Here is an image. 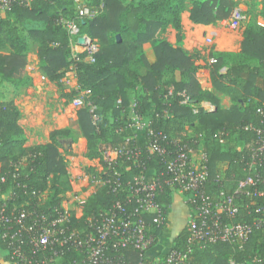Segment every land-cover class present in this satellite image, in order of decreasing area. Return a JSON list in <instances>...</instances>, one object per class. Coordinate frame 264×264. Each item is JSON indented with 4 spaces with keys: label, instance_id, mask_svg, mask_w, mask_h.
Returning a JSON list of instances; mask_svg holds the SVG:
<instances>
[{
    "label": "trees",
    "instance_id": "obj_1",
    "mask_svg": "<svg viewBox=\"0 0 264 264\" xmlns=\"http://www.w3.org/2000/svg\"><path fill=\"white\" fill-rule=\"evenodd\" d=\"M236 6L237 0H89V12L97 13L90 16L88 12L76 18L73 0H31L28 6H15L0 14V81L9 83L13 89L30 84L24 68L31 46H36L38 70L49 81H58L65 69L73 65L76 92L89 91L88 100L95 106L93 112L88 105L78 112L80 133L86 140L84 157L97 159L103 167L107 165L101 151L131 144L124 141L116 125L123 122L120 115L128 111L129 91L137 90L140 106L135 110L151 118V128L163 132L165 140L160 142L161 146L173 153L186 142L193 149L204 151L208 158L207 191L224 190L232 194L237 182L253 172L249 167L258 146L257 131L264 129V26L248 21L242 25L238 30L242 37L240 49L236 52L211 47L202 54L189 53L179 44L183 38L180 21L183 11H188L192 23L208 25L228 19ZM259 14L264 20V0L260 1ZM60 17L74 18L80 33L95 40L93 61L85 60L83 53L78 60L71 57L69 36L58 22ZM31 22L42 26H31ZM167 27L176 31V46L161 36ZM146 43L152 59L143 48ZM224 66L227 70L221 72ZM200 70L208 72L213 90L204 89L199 83ZM183 89L191 104L205 100L215 108L193 113L190 105L179 104L177 92ZM169 90L174 94L166 98ZM218 93L229 97V107L222 106ZM164 109L169 116L162 117ZM96 113L99 117L94 119ZM19 119L20 111L14 100L0 99V175L5 176L0 182V192L13 195L8 199V210L15 207L51 213L60 206L66 188H70L67 183L66 186L59 183L60 176L67 174L66 156L70 153V146L64 148L60 140L73 139V131L55 129L49 133V142L27 146ZM146 142L143 136L135 142L142 150L141 167L158 171L162 167L161 158L148 154ZM125 165L128 164L125 162L119 170ZM141 167L129 164L123 172V181L138 174ZM254 167L263 183L260 187L264 188V164ZM90 172L94 173V169ZM50 176L55 178L53 184H49ZM169 194L170 190L164 187L157 196L164 210L162 202H169ZM123 198L122 193L99 187L86 200L83 215L72 222L83 227L89 214L106 210L116 199ZM236 198L240 211L233 221L250 223L252 233L239 243L214 242L195 249L191 264H229V260L264 264V224L258 226L253 221L260 216L254 209L264 207V195L240 194ZM144 219L148 232L155 238L164 226L152 224L151 215H145ZM186 238L184 228L172 247L183 248ZM4 247L0 240V248ZM119 250L129 264L144 260L132 246ZM114 253L111 248L106 251L108 255ZM70 258L77 256L71 252Z\"/></svg>",
    "mask_w": 264,
    "mask_h": 264
},
{
    "label": "built area",
    "instance_id": "obj_2",
    "mask_svg": "<svg viewBox=\"0 0 264 264\" xmlns=\"http://www.w3.org/2000/svg\"><path fill=\"white\" fill-rule=\"evenodd\" d=\"M88 1L73 0L76 18L84 13L88 14ZM30 2L31 0H0V14L15 6H28ZM102 5L100 2L99 9ZM95 13L97 11L91 10L89 15ZM247 20L243 9L236 6L228 18L229 27L239 29ZM58 22L68 33L71 57L78 60L79 54L83 53L84 59L93 61L95 40L80 33L74 18L60 17ZM226 70L225 66L220 69L221 72ZM173 94L169 90L165 96L167 98ZM177 95L180 97L179 104L190 105L193 113L200 109L212 111L215 108L205 100L198 105L191 104L185 89L177 92ZM77 103L83 104L81 100ZM84 105L89 106L90 112L95 109L91 103ZM129 111L131 114L118 132L123 135L125 142L131 144L101 151L102 160L107 167L100 166L94 173L84 176L85 186L79 191H73L70 199L62 200L60 206L52 209L51 213L17 210L15 207L8 210L7 202L13 195L0 192V240L5 244L3 251L9 264H129L123 260L119 248L132 246L143 255L154 240L148 232L144 216L151 215L152 224L156 227L165 225V210L157 201V196L164 187L179 190L188 196L191 212L185 226L187 238L183 248L171 247L162 257L154 259L152 264H191L190 258L195 249L214 242L239 243L252 233L250 223L233 220L240 211L236 202L237 195H264V188L260 187L262 180L254 173L256 164H264V129L257 131L258 146L251 156L249 167V170H253L252 174L240 179L232 194L220 190L218 196H213L205 187L208 181L206 153L193 149L186 142L176 147L173 153L168 151L160 144L165 140V135L161 130L151 128V118L138 114L130 105ZM168 115L169 112L164 109L162 117ZM142 136L147 140L145 148L148 154L161 158L162 167L158 171L141 167L143 164L139 156L142 150L135 142ZM125 162L128 165L122 171L119 170ZM129 164L141 167V170L124 182L123 172L128 170ZM4 180L5 176L0 175V182ZM99 187H105L113 193H122L124 198L116 199L106 210L89 214L83 227L73 224L72 219H79L83 215L86 200ZM83 189L88 192L80 195ZM127 204L132 207L128 208ZM254 213L260 215L254 218V223L258 226L264 224V207L257 206ZM110 248L116 253L106 254ZM71 252L77 258H70ZM229 264L247 263L229 260Z\"/></svg>",
    "mask_w": 264,
    "mask_h": 264
},
{
    "label": "rangeland",
    "instance_id": "obj_3",
    "mask_svg": "<svg viewBox=\"0 0 264 264\" xmlns=\"http://www.w3.org/2000/svg\"><path fill=\"white\" fill-rule=\"evenodd\" d=\"M260 1L261 0H237L238 6H241L243 11L246 13L248 22L257 26H264V20L259 14ZM180 19L183 38L179 45L184 51L189 53L199 51L202 54L207 52L211 47L214 50H217L213 43H208L210 39L206 38L205 34L207 33H204L205 41L207 42L203 49H195L191 51L187 49L185 47L187 28L181 16ZM232 31H238V29L230 28L228 19H226L225 24L219 29V32H217V30H212L209 32L211 35L212 33L215 35L219 33L220 39L223 42H232L230 36L227 34ZM161 36L166 38L172 45H177L176 31L173 28L167 27L166 31ZM199 36L200 35H195L194 40L199 41ZM192 38L193 35L189 38V40ZM148 45V43L144 44L146 47H148ZM144 46L143 48H145ZM145 51L147 52V55L152 57V52L149 47L145 48ZM38 64L39 61L36 54V46H31L26 55V65L24 68V72H28V74H26L30 78V84L19 89H13L12 85L9 83L0 81V99L12 98L15 105L20 107L18 108L20 111L19 120L22 122L23 127L26 128L25 130L28 133L26 136L28 137L27 140L30 137H33V140L36 141L35 138H38L39 143L42 144V142L46 140L45 138L47 133L49 137V133L52 130L70 128L73 131V139L60 140L62 144H65V148L70 146V153L66 156L67 174L66 176H60L59 178V183H62L64 186H66L65 183H67L69 184L68 186H70V188H66V191L62 194L63 200H69L70 194L73 191H79L81 187L85 186L84 176L91 173L90 169L92 168L95 170L100 167L97 159H86L84 157L85 152H82L84 150V141L81 139L82 137L78 122V112L83 108L82 105H84V103H92L90 100H88L90 93L87 90H80L79 92H76L78 90V85L75 79L73 65H69V67L65 69L63 76L58 81H49L38 70ZM197 77L199 83H201V86L204 89H208V86L211 83L208 72H203L200 70L197 72ZM210 89L213 90L212 87ZM64 93L72 94V96L67 97L64 95ZM219 94L221 93H218V95ZM129 97L130 106L134 108L140 106V101L138 100L139 93L137 90L129 91ZM78 100H81L83 104L79 105L77 103ZM221 101L223 102V98ZM116 103H118V100ZM223 103L225 104V102ZM130 114L131 112L129 111L128 107V111L125 114L120 115L123 122ZM96 117H99L97 113L93 116V118L95 119ZM123 122L116 125L117 131L122 127ZM54 180L55 178L50 176L49 184H53ZM86 192H88V190L83 189L80 195H84Z\"/></svg>",
    "mask_w": 264,
    "mask_h": 264
},
{
    "label": "crops",
    "instance_id": "obj_4",
    "mask_svg": "<svg viewBox=\"0 0 264 264\" xmlns=\"http://www.w3.org/2000/svg\"><path fill=\"white\" fill-rule=\"evenodd\" d=\"M239 7L241 8V6ZM188 16H189L188 11H185L181 14L182 20L187 28V31H186L187 38L185 42V47L189 49L190 51L195 50V49H203V47L206 45V42H207L205 41V35H206V38L210 39L208 43H213L218 51L236 52L240 49V42H241L242 37L239 34V31H232V32L227 33L230 36L232 42H226V41L223 42L220 39L219 33H217L216 35L212 33L211 35L209 32L212 30H217V32H219V29L223 27L226 20H219L215 24L204 25V24L191 23ZM29 24L35 27L42 26V23H38L37 25L31 22ZM204 33H207V34L204 35ZM192 35H193V38L189 40V38ZM195 35H200L199 41L194 40ZM144 47L148 48L149 45L148 47L146 46ZM148 58L152 59L153 56L150 57L148 55ZM26 73L28 74L27 71ZM26 73L25 75L28 76ZM211 87L212 85L210 83L208 86V89H210ZM219 97H220V100H222L223 98V102H225L224 104L221 101L222 106L225 108L229 107L230 105L229 97L226 95H222V94H219ZM20 122L21 121L19 120V124L23 127L22 122L21 123ZM23 128L24 130L26 129L25 127ZM25 134L26 136L28 135L26 130H25ZM45 139L46 140L43 139L44 141L42 140L43 141L42 144L49 142L48 133ZM81 139H83L84 141V150L82 152H85L86 140L83 137ZM35 140L36 141L33 140V137H30L27 140L26 145L29 146V145H34V144H41L39 143L38 138L37 139L35 138ZM62 145L65 148V144H62ZM237 146L238 148L240 147L239 144ZM210 193L213 196H218L219 191L217 192L211 191ZM162 204L165 208V214H166V222H165V225H163L164 228L154 238L151 246L143 253L144 260L138 264H152L154 259L158 257H162L173 246L174 240H176L177 236L186 226L188 215L191 212V208H190L191 204L189 202L188 196L185 193H182L179 190H170L169 202L168 203L162 202ZM0 264H9L6 260L5 253L3 249L1 248H0Z\"/></svg>",
    "mask_w": 264,
    "mask_h": 264
}]
</instances>
